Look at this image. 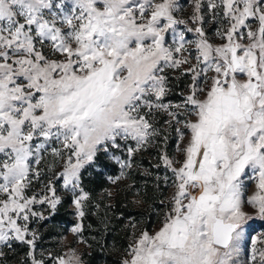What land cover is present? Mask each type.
Returning <instances> with one entry per match:
<instances>
[{
	"label": "snow or ice",
	"instance_id": "snow-or-ice-1",
	"mask_svg": "<svg viewBox=\"0 0 264 264\" xmlns=\"http://www.w3.org/2000/svg\"><path fill=\"white\" fill-rule=\"evenodd\" d=\"M150 185L116 264H264V0H0V264H87L86 221ZM65 201L74 240L45 251Z\"/></svg>",
	"mask_w": 264,
	"mask_h": 264
},
{
	"label": "trees",
	"instance_id": "trees-1",
	"mask_svg": "<svg viewBox=\"0 0 264 264\" xmlns=\"http://www.w3.org/2000/svg\"><path fill=\"white\" fill-rule=\"evenodd\" d=\"M144 152V169H138L137 167L133 171L132 180L136 183L142 184L146 179L142 174L145 169H151V163L145 158ZM137 157V161L139 160ZM117 169L115 166L109 165L105 170L103 175L89 174L86 181V187L89 191L93 193L94 199L100 200V194L107 190L110 182L108 181V176L110 174L116 173ZM131 182V181H129ZM143 195V193L141 194ZM159 195V193L153 192L151 185L149 186L147 195L145 199L147 204L143 208L134 206L130 201L131 197L126 198L123 192L119 196L113 198L110 201L113 204L111 212L108 213L111 219L108 224V228L104 229L103 225L98 221V217H90L86 221V224L90 223L92 225L90 232L91 237L89 241L92 245L86 251L88 255L86 256L87 264H116L119 259V253L122 251L123 247L127 244V232L125 225L127 224L126 219H121V213L124 216L138 217L140 213L147 214L150 211L149 205L152 201ZM71 203L65 201V203L60 206L52 220L44 224L42 227L38 225L39 232L44 239L50 238L55 240V235H62L67 232V225L73 222ZM103 214L101 210V215ZM89 230L87 233H90ZM95 237V239H93ZM54 242V241H53Z\"/></svg>",
	"mask_w": 264,
	"mask_h": 264
},
{
	"label": "rangeland",
	"instance_id": "rangeland-1",
	"mask_svg": "<svg viewBox=\"0 0 264 264\" xmlns=\"http://www.w3.org/2000/svg\"><path fill=\"white\" fill-rule=\"evenodd\" d=\"M188 10V5L185 6V11L187 12ZM144 153L139 155V160L137 161L138 164V169H144L143 166V161H144ZM145 158L151 163L154 164L156 163L155 159V150H149L145 154ZM111 185L108 186L107 190L110 189ZM255 190V185L250 184L248 188V193L251 194ZM72 209V217H73V222L67 225V232L63 233L62 235H55L56 238L55 240H51L50 238L42 239L41 243L43 245V248L45 251H51L54 253H61L65 252L68 250V246L72 244L74 237L70 232L71 227L74 225L76 218L73 215L74 209L73 206H70ZM38 225H35V227L38 228ZM90 232V229H89ZM245 234L246 238L248 239L249 244L251 243V239L257 236H264V220H261L259 218H254L252 220H249L248 223L245 225ZM88 237H91V232L86 233ZM54 241V242H53ZM78 251H85L87 249L84 248L83 245H76L75 246Z\"/></svg>",
	"mask_w": 264,
	"mask_h": 264
}]
</instances>
